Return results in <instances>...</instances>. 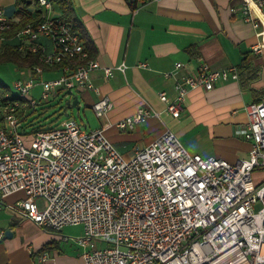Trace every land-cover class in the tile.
<instances>
[{"label":"built area","instance_id":"built-area-1","mask_svg":"<svg viewBox=\"0 0 264 264\" xmlns=\"http://www.w3.org/2000/svg\"><path fill=\"white\" fill-rule=\"evenodd\" d=\"M36 1L43 19L27 22L11 35L7 31L14 15L0 6V52L12 43L23 53L39 52L41 62L20 70L9 89H0V204L44 229L81 225L76 240L82 247L92 241L103 244L85 249L83 264H264V102L246 105V123L238 132L251 144L247 157L233 162L189 152L169 128L124 156L104 129H131L149 115L158 116L146 106L95 129L68 119L26 136L21 117L38 104L35 85L40 99L78 86L97 90L89 75L101 67L51 1ZM252 5L258 10L253 25L260 26L263 36L264 0H245L243 19L252 20ZM41 38L49 41V49ZM263 47L264 38L252 51ZM181 66L177 62L164 75ZM101 68L110 77L114 68L124 71L126 64ZM52 71L55 75L43 76ZM230 79H238L236 66L212 69L202 63L174 81L173 98L165 90L158 97L167 113L179 117L190 89L210 90ZM91 107L103 117L112 102L100 96ZM259 170L262 175L255 178ZM14 193L21 196L5 203ZM4 235L0 228V239ZM48 256L42 250L37 258Z\"/></svg>","mask_w":264,"mask_h":264},{"label":"crops","instance_id":"crops-1","mask_svg":"<svg viewBox=\"0 0 264 264\" xmlns=\"http://www.w3.org/2000/svg\"><path fill=\"white\" fill-rule=\"evenodd\" d=\"M71 1L80 37L84 45H89V57L101 67L124 62L126 68L124 71L114 68L110 77L104 76L101 67L94 69L89 77L97 90L78 86L71 93L67 91L70 94L64 98L76 97L77 107L92 109L96 99L107 96L112 108L103 116L100 126L106 121L113 124L141 106L158 113L147 116L131 129L114 125L104 129L120 153L130 156L169 128L191 153L213 155L230 162L247 157L251 143L238 132L246 123L245 107L251 102H264V47L260 52L252 51L264 33L262 36L260 26L253 25L258 12L253 5L252 20L246 21L241 12L245 0H143L135 8L127 0ZM0 6L11 16L16 11L14 4ZM26 9L31 12L33 5ZM54 12L58 13L56 9ZM260 13L264 16V10ZM40 41L49 49L46 38ZM244 58L254 68L252 78L243 73L238 79L216 83L210 90L192 88L182 100L179 117L166 112L159 91L165 90L171 99L174 81L194 73L200 64L220 69L238 66ZM177 62L182 66L165 76ZM53 75L52 71L43 76ZM62 93L66 92L57 91L54 96ZM188 137L200 138L201 142L195 144ZM18 196L21 193L9 195L4 202H12ZM0 228L11 231L10 236L0 239V264H83L81 255L74 257L60 248L55 231L20 217L3 204H0ZM40 228L44 230L42 233ZM42 250H47L49 256L38 261Z\"/></svg>","mask_w":264,"mask_h":264},{"label":"rangeland","instance_id":"rangeland-1","mask_svg":"<svg viewBox=\"0 0 264 264\" xmlns=\"http://www.w3.org/2000/svg\"><path fill=\"white\" fill-rule=\"evenodd\" d=\"M9 4H14V0H0V5L7 6ZM20 76L19 70L13 64H0V81L4 84L11 85L12 82ZM39 85H35L32 89L33 97L38 101L35 110L27 117L26 120L22 121L25 131H29L32 126L41 125L43 127H59L62 126L66 120L73 118L76 122L80 123L85 129H95L100 127V123L103 120V117H98L94 114L91 108L87 106L80 105V107H70L67 106L65 101L69 98H64V95H69L71 93L66 92L62 93L60 96H51L47 99L39 98ZM74 95V94H72ZM112 102V101H111ZM32 124V125H31ZM106 137H108L105 133ZM189 140L199 144L201 142L200 138ZM203 141V140H202ZM189 152L190 150L187 149ZM262 171L259 170L254 173V177H260ZM259 207L258 204L254 206V209ZM44 230L40 228L42 233ZM56 239H58L60 248L74 257H78L85 249H94L100 245L97 241H92L90 244L84 248L76 240V238L82 234V226L77 225H66L60 231L53 232ZM63 237H67L64 239Z\"/></svg>","mask_w":264,"mask_h":264},{"label":"trees","instance_id":"trees-1","mask_svg":"<svg viewBox=\"0 0 264 264\" xmlns=\"http://www.w3.org/2000/svg\"><path fill=\"white\" fill-rule=\"evenodd\" d=\"M52 3V6L54 9H56L60 15V18L71 25L72 30L79 34V24L75 15L74 7L71 0H50ZM129 5L132 8L137 7L139 3H141L143 0H127ZM33 5V10L29 12L26 8L28 5ZM14 5L16 8L15 14L13 19L10 20V29L7 31L9 35L13 34L15 31L20 29L25 23L31 22V23H37L43 19V13L37 3L36 0H14ZM80 35V34H79ZM86 49H89V45H85ZM39 52H22L17 49L16 46H14L12 43L6 45V47L3 49V51L0 52V64H13L18 70H23L25 68H29L33 65L41 64L40 60L38 59ZM244 62L238 66L237 72L238 77L241 74H245L246 77L252 78L253 76V69L251 67V64L249 62L245 61V58L243 59ZM10 85L4 84L0 81V89L1 90H7L9 89ZM35 109L27 108L25 111L24 116L21 117V121H24L27 119V117L33 112ZM24 124L21 125V128L23 129L26 136H30L36 131L48 128L43 127L41 125L38 126H32L29 131H25ZM32 125V124H31Z\"/></svg>","mask_w":264,"mask_h":264},{"label":"water","instance_id":"water-1","mask_svg":"<svg viewBox=\"0 0 264 264\" xmlns=\"http://www.w3.org/2000/svg\"><path fill=\"white\" fill-rule=\"evenodd\" d=\"M76 100H77L76 97H74L72 100L68 99V100L65 101L66 102L65 104L66 105L70 104L71 106H73V107L75 106L76 107ZM10 235H11V231L9 229H6L5 230V237H8Z\"/></svg>","mask_w":264,"mask_h":264}]
</instances>
